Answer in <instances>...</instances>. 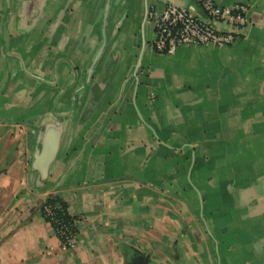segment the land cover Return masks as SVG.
<instances>
[{"label":"crops","instance_id":"obj_1","mask_svg":"<svg viewBox=\"0 0 264 264\" xmlns=\"http://www.w3.org/2000/svg\"><path fill=\"white\" fill-rule=\"evenodd\" d=\"M216 2L237 41L167 55L152 16L194 0H0V264H264V0Z\"/></svg>","mask_w":264,"mask_h":264},{"label":"built area","instance_id":"obj_2","mask_svg":"<svg viewBox=\"0 0 264 264\" xmlns=\"http://www.w3.org/2000/svg\"><path fill=\"white\" fill-rule=\"evenodd\" d=\"M194 2L200 14L185 7L168 4L160 14L152 16L156 31V52L171 55L181 46L224 47L237 41L240 29L247 23L244 5L222 6L216 0ZM219 25H224L227 29H221ZM43 210L44 216L53 219L50 206L45 205ZM53 220L57 223V220ZM58 225L53 230L60 240L61 249H74L77 236L63 225Z\"/></svg>","mask_w":264,"mask_h":264},{"label":"rangeland","instance_id":"obj_3","mask_svg":"<svg viewBox=\"0 0 264 264\" xmlns=\"http://www.w3.org/2000/svg\"><path fill=\"white\" fill-rule=\"evenodd\" d=\"M165 200H167V199H165ZM167 201H165V202H167ZM167 210H170L169 204H168ZM169 222L170 221H166V223H164V224L165 225L167 224V226L169 227ZM165 225H164V227H165ZM200 230H201V232L200 233L198 232L197 234H199V237L202 236V238H204L206 236V234L202 228H200ZM162 231H163L164 238H167L170 240L171 231L169 229H166V228H163ZM185 231L186 230H184V232ZM189 233L194 234V233H196V231L191 229ZM188 240H190V239L188 238ZM200 243H201V241H200ZM182 244H183L182 246H179V245L176 246L174 244H165L164 243V245L162 247L163 250L161 251L162 259L161 260L159 259L157 262L155 261L154 264H160V263L161 264H201L200 261L197 260V258H195V256H193V247L191 245H187V240ZM167 249L172 251V252H170L171 255L168 252H166ZM166 255L168 256V258H164ZM260 264H261V261H260Z\"/></svg>","mask_w":264,"mask_h":264},{"label":"trees","instance_id":"obj_4","mask_svg":"<svg viewBox=\"0 0 264 264\" xmlns=\"http://www.w3.org/2000/svg\"><path fill=\"white\" fill-rule=\"evenodd\" d=\"M45 205H48L52 208L53 211V219L57 220V223L54 222V220L51 217H45V219L53 225V228L56 229V227L59 224L66 227L68 230H71L74 235H78V227L76 225V218L69 213V207L68 204L62 200L58 196H50L46 199L44 204L42 205V211L44 215L43 207Z\"/></svg>","mask_w":264,"mask_h":264},{"label":"flooded vegetation","instance_id":"obj_5","mask_svg":"<svg viewBox=\"0 0 264 264\" xmlns=\"http://www.w3.org/2000/svg\"><path fill=\"white\" fill-rule=\"evenodd\" d=\"M144 262H142L139 258H135L132 260L131 264H143Z\"/></svg>","mask_w":264,"mask_h":264},{"label":"water","instance_id":"obj_6","mask_svg":"<svg viewBox=\"0 0 264 264\" xmlns=\"http://www.w3.org/2000/svg\"><path fill=\"white\" fill-rule=\"evenodd\" d=\"M142 258H143V257H142ZM142 258H141V259H142ZM145 262H146V264L148 263V261H147V260H146Z\"/></svg>","mask_w":264,"mask_h":264}]
</instances>
